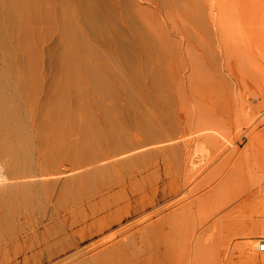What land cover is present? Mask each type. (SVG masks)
Here are the masks:
<instances>
[{"label": "bare ground", "instance_id": "bare-ground-1", "mask_svg": "<svg viewBox=\"0 0 264 264\" xmlns=\"http://www.w3.org/2000/svg\"><path fill=\"white\" fill-rule=\"evenodd\" d=\"M208 20L200 0H0V264L186 262V252L200 244L204 221L175 209L163 213L157 206L167 195L160 184L138 207V181L146 171L117 173L148 157L155 143L162 154H175L169 142L207 131L203 140L217 145L211 92L221 68L193 80L199 62L184 61L192 46L198 53L187 57L219 62ZM223 68L234 70L227 61ZM123 69L166 102L168 83L178 78L183 103H195L197 113L187 112L182 127L168 126L145 108L155 103L148 93H130V116L118 99L129 86ZM247 179L233 167L219 184L245 185ZM117 192L128 210L101 223V199ZM224 203L217 221L234 208ZM146 205L156 209L133 220L146 215ZM255 247L264 250V239ZM250 257L264 261V255Z\"/></svg>", "mask_w": 264, "mask_h": 264}, {"label": "rangeland", "instance_id": "rangeland-1", "mask_svg": "<svg viewBox=\"0 0 264 264\" xmlns=\"http://www.w3.org/2000/svg\"><path fill=\"white\" fill-rule=\"evenodd\" d=\"M200 3L205 7L212 34L220 44L213 47L219 62H204L194 54L187 57V54L198 53L192 46L188 48L184 61L187 64L199 62L200 68L195 67L193 80H198L203 70L211 73L210 70L219 71L221 68V73H216L213 78L215 88L211 92L216 106L213 129L216 132L213 133L218 138L217 145L203 140L202 135L207 131L167 142V145L176 147L175 154H162L158 150L160 143H155L149 147L151 154L148 157L139 156L132 169H121L117 174L127 177L135 176L142 169L146 171L145 178L138 181L142 192L138 207L148 204L153 195L152 187L160 184V189L163 188L167 195L157 206L164 209L163 213L175 209L177 215H191L197 223L204 221L200 244L192 245L186 252L184 264H264V261L250 257L264 255V250L255 247L264 239V189L253 193L255 187L264 184V0H200ZM226 61L233 64V72L223 68ZM123 74L129 86L127 95L118 92V99L130 116L135 112L127 98L130 93L139 97L148 93L155 103L146 102L145 108L168 126L182 127L187 112L197 113L195 103H183V89L178 86V78L173 77V85L168 83L166 102L156 98L157 93L141 88L130 70L123 69ZM83 96L86 103L85 92ZM233 167L248 173L247 183L242 185L230 180L228 185L219 184L225 171ZM115 172L112 171L109 177L113 178ZM249 193L253 195L247 198L248 203L235 206ZM204 194L207 196L203 204H198L197 197ZM223 202L226 210L230 205L234 208L225 219L217 221L223 211ZM126 203L123 192L101 199L98 208L101 223L125 215ZM133 207L135 203H130L129 208ZM154 209L146 205V215L133 220L141 221ZM129 227L125 226L122 238H127Z\"/></svg>", "mask_w": 264, "mask_h": 264}, {"label": "built area", "instance_id": "built-area-1", "mask_svg": "<svg viewBox=\"0 0 264 264\" xmlns=\"http://www.w3.org/2000/svg\"><path fill=\"white\" fill-rule=\"evenodd\" d=\"M262 249H264V248H262Z\"/></svg>", "mask_w": 264, "mask_h": 264}]
</instances>
